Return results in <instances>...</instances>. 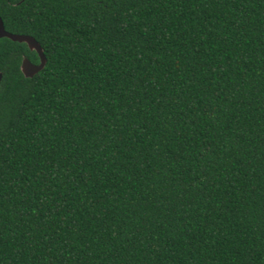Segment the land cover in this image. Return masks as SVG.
Instances as JSON below:
<instances>
[{
	"label": "trees",
	"instance_id": "16d2710c",
	"mask_svg": "<svg viewBox=\"0 0 264 264\" xmlns=\"http://www.w3.org/2000/svg\"><path fill=\"white\" fill-rule=\"evenodd\" d=\"M0 19V264H264V0Z\"/></svg>",
	"mask_w": 264,
	"mask_h": 264
},
{
	"label": "water",
	"instance_id": "95a60500",
	"mask_svg": "<svg viewBox=\"0 0 264 264\" xmlns=\"http://www.w3.org/2000/svg\"><path fill=\"white\" fill-rule=\"evenodd\" d=\"M0 37H7L14 41L24 42L29 49L35 50L38 56V63H31L28 59L22 58L19 68L24 76H31L33 73L40 70L44 65V56L39 44L29 35L13 34L7 32L0 19ZM1 75V74H0Z\"/></svg>",
	"mask_w": 264,
	"mask_h": 264
}]
</instances>
